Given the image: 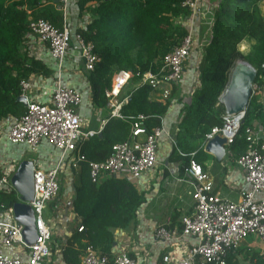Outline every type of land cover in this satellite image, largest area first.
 <instances>
[{"label":"trees","instance_id":"16d2710c","mask_svg":"<svg viewBox=\"0 0 264 264\" xmlns=\"http://www.w3.org/2000/svg\"><path fill=\"white\" fill-rule=\"evenodd\" d=\"M50 1L48 4H44ZM183 0H77L78 16L85 18V25L69 28L94 45L98 61L94 69L87 70L92 89V101L105 107L108 98L105 90L111 87L113 75L121 70H131L139 75L156 71L163 56L177 46L186 35L182 23L190 12ZM264 1L216 0L210 22V36L204 44L197 65V85L190 101L180 108V118L173 135L174 144L168 162L181 164L184 169L194 159L204 170L203 149L205 135L214 126L222 125L224 105L219 96L228 83L230 70L239 58L246 59L256 69L252 94L245 108L243 122L233 141L226 147L235 160L248 148L245 128L259 121L264 132ZM30 18H44L55 27H61L63 13L53 0H0V122L7 117H19L25 106L17 101L21 81L34 76L49 77L51 70L40 59L24 49V39L29 31ZM74 40V39H73ZM251 42L246 53L241 50L244 42ZM71 43V42H70ZM76 43V42H75ZM79 48V47H78ZM133 80V85L123 90ZM117 96L126 98L120 116H108L102 135H92L83 141L85 159L79 161V182L73 186L72 208L78 219L77 228L66 238L62 249L67 264H79L87 246L112 258L113 229L126 228L136 218L139 205L145 200L128 179L104 173L96 181L89 176L88 162L105 160L115 143L126 140L130 133L132 117L146 116L147 131L161 124L171 98L177 93L174 84L163 100L151 97L154 89L139 82L134 76ZM180 101V99H179ZM205 171V170H204ZM101 175V174H100ZM60 191V186L58 192ZM14 189L0 190V210L12 208L18 200ZM177 214L172 220L175 221ZM79 225L83 226L78 230ZM182 224H180L179 228ZM237 254L254 264H263L264 255L256 249L232 248L226 264H240ZM194 264H200L196 261Z\"/></svg>","mask_w":264,"mask_h":264},{"label":"built area","instance_id":"2783aa9c","mask_svg":"<svg viewBox=\"0 0 264 264\" xmlns=\"http://www.w3.org/2000/svg\"><path fill=\"white\" fill-rule=\"evenodd\" d=\"M203 3L204 0H183L182 5L190 12L182 22L187 33L177 46L163 56L156 71L148 70L139 75L131 70H121L113 75L111 87L105 90L109 105L115 106V97L134 76L139 77L140 83L149 84L153 89L160 88L162 99L170 94L172 86L182 77L184 62L193 47ZM210 5L216 7V2L214 4L211 2ZM28 28L27 36L34 35L44 43L50 57L56 59L58 65H61L70 42L74 39L79 47L84 68L88 71L94 69L98 61L94 45L90 41H85L78 33L74 36L71 34L65 11L61 27H55L44 18H30ZM20 85V95L24 96L26 101L24 113L19 117H12L6 129L0 128V139L7 141L8 144L23 143L32 150L42 141H46L61 153V157L70 155L71 164L84 160L82 143L89 131L81 130V118L76 112V106L81 101L79 91L63 84L57 78L51 84L49 101L39 102L30 95V90L34 87L30 80L21 81ZM38 87L43 90L48 88L43 83ZM244 111L231 114L224 112L222 125L212 127L205 135L204 144L218 134L224 137L226 145H229L243 121ZM145 119L146 116L143 114L132 117L128 138L115 143L105 160L88 162L92 181H96L102 173L122 179H137L144 171L155 165L159 139L164 129L160 124L148 132L144 124ZM244 133L248 148L235 159V162L243 169L244 182L248 188L241 189L237 200L216 193L209 175L194 159H190L184 168L185 173L192 178V210L181 217L180 234L192 235L197 242L173 260L170 255L163 256L164 262L194 264L199 261L200 264H226L228 251L236 248L246 236L254 235L264 239V144L259 143V134L252 126H247ZM17 164L16 161L0 163L1 191L13 189L10 176ZM58 167L59 165L48 169L34 167V194L30 204L34 213L37 238L33 243H25L21 235V226L16 222L0 219V264H41L50 255L52 233L44 220L43 212L48 201L58 192ZM6 211L12 213V208ZM82 229L83 226L79 225L78 230ZM177 234L175 229H169L164 225L155 229V236L161 241H168ZM18 243L27 249L26 258L5 251V248ZM81 264H139V262L126 252L109 258L87 246L82 254Z\"/></svg>","mask_w":264,"mask_h":264},{"label":"crops","instance_id":"0c3cea01","mask_svg":"<svg viewBox=\"0 0 264 264\" xmlns=\"http://www.w3.org/2000/svg\"><path fill=\"white\" fill-rule=\"evenodd\" d=\"M76 1L53 0L54 4H59L62 13L63 11L66 12L69 28L82 27L86 22L85 18L87 15L78 16ZM49 2L47 1L44 4ZM211 2L214 4L216 0H204L202 4L205 11L203 10L204 12L202 11L199 17L193 47L189 57L184 62L182 77L176 84L177 93L171 98L168 110L161 117L164 132L159 139L156 163L153 167L144 171L137 179H128L139 191L144 193L145 200L139 205L136 211V218L130 225L126 228L113 229V243L110 249L112 256L120 252H126L138 260L139 264H171L170 262H164L163 256L170 255L173 260L178 254L197 242V239L192 235L180 234L181 227L179 228L181 217L192 210V178L185 173L181 164L168 162L167 157L174 144L173 135L177 130L176 125L180 118V108L183 103L190 101L191 92L197 85V65L203 46L210 36L209 25L215 9V7L210 5ZM209 16L211 17L208 18ZM203 31L204 34L202 35ZM23 47L28 54L42 60L51 70L49 77L32 75L29 78L34 84V87L30 90V95L34 99L39 102L49 101L51 84L57 78L63 84L79 91L81 101L76 106V112L81 118V130L83 132L89 131L88 135L83 138L84 141L94 134L102 135L101 131L108 116H120L119 108L126 102L125 98L115 97V106L113 107L109 103L105 107H97L93 104L90 80L75 40L71 41L61 65H58L56 59L50 57L46 45L34 35H28L24 39ZM262 80L264 83V78ZM41 83L47 85L48 88L45 90L39 88L38 85ZM128 89L130 88L126 86L123 94ZM151 97L163 100L160 88L154 89ZM11 118L7 117L1 121L0 128L6 129ZM252 127L259 134V143L264 144V132L259 121L254 120ZM204 151L208 154L206 159L203 160V166L213 182L214 191L222 196L237 200L240 197L241 189L248 188L244 182L243 169L229 156L227 149L221 160H217L205 149ZM25 153L35 154L37 158L35 160L27 158ZM61 156V153L46 141H42L32 150L23 143L8 144L7 141L0 139L1 164L30 159L35 166L45 169L59 165L57 178L60 191L48 201L43 212L44 220L52 233L50 241L52 246L48 259L41 264H67L63 257L62 249L65 246L66 238L75 231L78 224V219L72 208V198L74 196L73 186L79 182V163L71 164L70 155ZM102 175L104 173L100 176ZM174 214H177L175 221L172 220ZM12 216V213L0 210V219L14 223L16 221ZM160 225L175 229L178 234L168 241L158 240L155 236V229ZM249 236L251 235L241 240L236 248L244 250L256 249L260 251V254L264 255V239L255 236L257 238L249 242L246 240ZM5 251L21 258L27 257V249L19 243L13 247L5 248ZM81 257L79 258V264H81ZM237 258L241 260V254H237ZM245 261H248V264H254L253 261Z\"/></svg>","mask_w":264,"mask_h":264},{"label":"water","instance_id":"95a60500","mask_svg":"<svg viewBox=\"0 0 264 264\" xmlns=\"http://www.w3.org/2000/svg\"><path fill=\"white\" fill-rule=\"evenodd\" d=\"M256 75L255 67L246 59L239 58L230 70L229 80L219 96V102L224 105L225 113L244 111L252 94L253 81ZM17 101L26 104L22 95ZM243 122V121H242ZM226 139L218 134L206 141L204 149L217 160H221L226 151ZM35 164L30 159H21L10 176V183L17 193L18 200L12 205V217L21 226V235L25 243L31 244L37 238L34 213L30 202L33 199V171Z\"/></svg>","mask_w":264,"mask_h":264},{"label":"rangeland","instance_id":"374dc122","mask_svg":"<svg viewBox=\"0 0 264 264\" xmlns=\"http://www.w3.org/2000/svg\"><path fill=\"white\" fill-rule=\"evenodd\" d=\"M261 1H264V0H261ZM205 11V9H204V7H202V11ZM203 11V12H204ZM263 13H264V9H263ZM211 16H209L208 18H210ZM202 25H203V23H202ZM204 34V31L202 32V35ZM250 45H251V42H248V41H246V42H244L242 45H241V50L243 51V53H246L248 50H249V48H250ZM133 80H130V82H129V84H127V87L128 88H131V86L133 85V82H132ZM228 145H225V147H227ZM26 154V156H27V158H32V159H36L37 158V155H35V154H32V153H25ZM254 238H257V237H255V236H249L248 238H246V240L247 241H253V239ZM261 240V239H260ZM51 246H52V242H50V248H51ZM46 259H48V257H46ZM241 264H248L247 262L248 261H245L244 259H242L241 258Z\"/></svg>","mask_w":264,"mask_h":264},{"label":"bare ground","instance_id":"6f19581e","mask_svg":"<svg viewBox=\"0 0 264 264\" xmlns=\"http://www.w3.org/2000/svg\"><path fill=\"white\" fill-rule=\"evenodd\" d=\"M116 111H117V109H116Z\"/></svg>","mask_w":264,"mask_h":264},{"label":"clouds","instance_id":"9594fccd","mask_svg":"<svg viewBox=\"0 0 264 264\" xmlns=\"http://www.w3.org/2000/svg\"><path fill=\"white\" fill-rule=\"evenodd\" d=\"M25 106V105H24Z\"/></svg>","mask_w":264,"mask_h":264}]
</instances>
